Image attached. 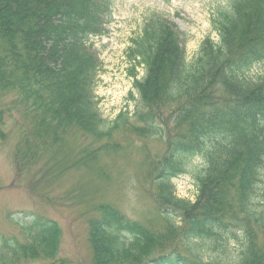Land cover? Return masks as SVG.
Listing matches in <instances>:
<instances>
[{
	"label": "trees",
	"instance_id": "1",
	"mask_svg": "<svg viewBox=\"0 0 264 264\" xmlns=\"http://www.w3.org/2000/svg\"><path fill=\"white\" fill-rule=\"evenodd\" d=\"M222 1L211 21L218 41L203 40L189 61L174 24L158 15L145 22L125 51L136 107L107 125L91 39L106 33L111 0H0V93L16 96L29 116L14 150L19 175L56 160L69 133L94 142L80 168L121 151L112 142L118 130L165 140L164 154L145 167L159 223L98 205L88 221L91 264H230L231 246V264H264V0ZM3 126L0 111L1 139ZM195 159L201 170L190 172ZM183 174L195 182L194 201L175 194ZM21 228V239L0 236V264L54 262L58 224L42 218Z\"/></svg>",
	"mask_w": 264,
	"mask_h": 264
},
{
	"label": "rangeland",
	"instance_id": "2",
	"mask_svg": "<svg viewBox=\"0 0 264 264\" xmlns=\"http://www.w3.org/2000/svg\"><path fill=\"white\" fill-rule=\"evenodd\" d=\"M222 0H111L112 21L106 33L92 38L93 48L100 62V75L94 88L99 115L106 124L119 112L132 111L136 102L130 98L133 81L125 51L133 37L140 34L145 22L154 15L168 19L175 25L185 46L187 60L195 57L206 38L217 42L212 28ZM138 77L144 70L138 68ZM256 67L252 77L260 72ZM0 111L3 112L4 138H0V236L21 239V226L34 219L55 221L61 228L60 252L54 262L47 260L23 264H91V247L88 241V221L97 216L100 204H112L129 220L150 225L159 223L155 201L146 179V161L161 158L165 140L133 135L127 129L114 133L112 142L122 150L116 154H100L96 162L78 167L83 148L94 144L92 139L79 134L65 136L56 160L19 175L13 163L14 150L21 141L24 127L29 126L25 114L17 106L16 96L0 93ZM25 119V121H24ZM134 121V120H133ZM23 128V129H22ZM25 130V129H24ZM99 144V143H98ZM195 159L189 171L201 170ZM103 171V173L101 172ZM263 180L259 184L258 200H264ZM175 194L181 199L194 201L197 193L190 174L173 179ZM261 204V203H259ZM225 258L232 263L237 256L235 247L227 250ZM224 258V257H223Z\"/></svg>",
	"mask_w": 264,
	"mask_h": 264
}]
</instances>
